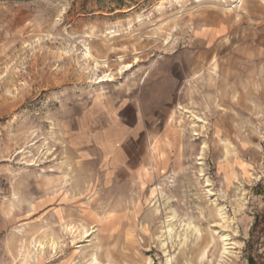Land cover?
<instances>
[{
  "label": "rangeland",
  "instance_id": "1",
  "mask_svg": "<svg viewBox=\"0 0 264 264\" xmlns=\"http://www.w3.org/2000/svg\"><path fill=\"white\" fill-rule=\"evenodd\" d=\"M93 256L264 264V0H0V264Z\"/></svg>",
  "mask_w": 264,
  "mask_h": 264
},
{
  "label": "crops",
  "instance_id": "2",
  "mask_svg": "<svg viewBox=\"0 0 264 264\" xmlns=\"http://www.w3.org/2000/svg\"><path fill=\"white\" fill-rule=\"evenodd\" d=\"M106 112L108 117L104 120L101 129L97 130L94 136L97 140L96 143L99 149L107 155V158L109 160L112 159V166L131 165L127 160H124L125 156L131 153V149L134 146H141L140 150L143 151V137L147 125L132 108L122 110L120 114L122 119L117 118L110 108ZM133 113L136 116H133ZM123 160L125 162H122Z\"/></svg>",
  "mask_w": 264,
  "mask_h": 264
},
{
  "label": "bare ground",
  "instance_id": "3",
  "mask_svg": "<svg viewBox=\"0 0 264 264\" xmlns=\"http://www.w3.org/2000/svg\"><path fill=\"white\" fill-rule=\"evenodd\" d=\"M193 122L195 123V122H197V121H195V120L193 119ZM203 150H204V145H203V146L201 147V149H200V154H199L198 160H201V159H202ZM221 212H222V214H224V211L221 210ZM223 220H224V219H223ZM170 229H171V228H168L167 231H169ZM221 238H222V241H223V251H222V254H226V253L229 252V249L231 248V243H230V241H229L228 234L223 233V234L221 235ZM36 253H37V252H36ZM36 257L38 258L37 255H36ZM224 257H226V256H224ZM36 260H37V259H36ZM92 260H93L92 263H95V264H98V263H99L98 260H97V256H93Z\"/></svg>",
  "mask_w": 264,
  "mask_h": 264
}]
</instances>
